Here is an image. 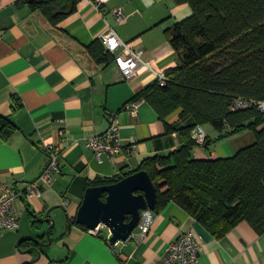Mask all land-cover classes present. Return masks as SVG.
<instances>
[{"label":"crops","instance_id":"crops-1","mask_svg":"<svg viewBox=\"0 0 264 264\" xmlns=\"http://www.w3.org/2000/svg\"><path fill=\"white\" fill-rule=\"evenodd\" d=\"M32 3L0 0V117L18 127L8 141L0 139V192L6 188L19 195L14 206L18 228L2 233L0 264H158L164 249L186 231L201 244L200 264H264V233L255 232L248 222L216 239L174 203L154 213L151 230L139 243L128 240L110 246L106 228L94 234L68 225L90 183L118 178L147 158L166 157L183 146L178 132H166V124L185 125L180 111L161 120L145 100L134 114L125 109L157 82L156 77L147 72L124 79L112 56L109 62L97 63L88 47L113 30L123 43L142 51L143 62L166 73L178 64L167 31L190 16L191 9L173 0H107L97 9L90 0H80L74 13L53 25ZM117 9L123 13L122 23L114 18ZM112 114L119 122L120 142L134 150L97 163L84 142L104 133ZM202 127L206 143L212 142L195 145V160L231 158L255 141L251 131L220 138L211 126ZM44 145L61 149L60 172L41 187L39 196L28 197V185L37 181L47 163ZM36 216L54 220L49 245L38 247L39 258L26 252L31 246L19 244L27 239L47 244L50 223L42 224Z\"/></svg>","mask_w":264,"mask_h":264},{"label":"trees","instance_id":"trees-1","mask_svg":"<svg viewBox=\"0 0 264 264\" xmlns=\"http://www.w3.org/2000/svg\"><path fill=\"white\" fill-rule=\"evenodd\" d=\"M25 0H18L22 3ZM80 0H41L31 4L55 25L74 13ZM188 5L190 16L167 31L178 64L132 101L145 100L161 120L180 111L178 132L183 146L166 157L145 159L138 169L118 178L96 180L91 187L114 184L131 173L145 171L156 188L155 214L169 203L181 207L211 236L220 239L237 224L248 222L264 233V113L257 107L231 112L236 99L264 102V0H173ZM97 63L109 62L97 40L88 47ZM208 125L220 138L251 131L255 141L226 159H194L191 131ZM18 127L0 117V139L8 141ZM207 142V140H206ZM205 143L204 146H208ZM164 189V190H163ZM104 199V197H103ZM68 225L84 229L69 219ZM33 239L20 246H34Z\"/></svg>","mask_w":264,"mask_h":264},{"label":"built area","instance_id":"built-area-1","mask_svg":"<svg viewBox=\"0 0 264 264\" xmlns=\"http://www.w3.org/2000/svg\"><path fill=\"white\" fill-rule=\"evenodd\" d=\"M94 8L100 9L107 0H90ZM114 18L117 22H124V16L120 9L114 12ZM99 41L105 51L113 57V61L119 68V71L124 79L134 78L143 73H151L156 78L157 83L160 86H164L169 78L165 72L155 71L150 63H145L141 60L142 51L136 50L128 44L123 43L115 34L113 30L104 32L99 37ZM142 103V100L130 101L125 104V109L131 113H136L137 108ZM257 107L262 113H264V102L253 103L243 99H236L231 108V112ZM109 117V128L100 135L93 136L84 142V146L89 150L97 163H102L104 157H114L125 149L134 150V146L125 148L122 145L120 139V127L117 116L112 114ZM65 131H61V136H65ZM196 146L202 147L205 145L207 135L202 126L194 127L192 131V138ZM44 157L47 159L46 166L37 179L30 183L26 189L25 195L28 197L39 196L40 189L43 185H49L53 178L59 174V160L61 158L62 151L58 145H44L42 147ZM18 193L12 189H2L0 192V237L2 233L17 230L19 216L16 211L15 201L18 197ZM67 201L64 202V207L69 205ZM140 218L137 227L129 236L128 240H132L136 243L142 242L148 236L151 225L155 220V214L151 210H141ZM100 227L91 233H98ZM194 233L186 231L180 235L176 240L171 242L165 250V253L158 264H200V254L202 252L201 244L194 237ZM125 264V263H122Z\"/></svg>","mask_w":264,"mask_h":264},{"label":"water","instance_id":"water-1","mask_svg":"<svg viewBox=\"0 0 264 264\" xmlns=\"http://www.w3.org/2000/svg\"><path fill=\"white\" fill-rule=\"evenodd\" d=\"M34 1L36 0H28L29 3ZM148 176L145 171H139L112 185L87 188L76 212L75 224L83 226L88 231H95L98 227L106 228L109 232L107 241L110 246L128 241L138 225L140 211L155 210L156 188ZM48 214L49 211L46 216ZM34 219L42 224L50 223L46 230L47 244L39 243L37 239L36 246L26 251L35 252L39 258L41 252L38 247L49 245V232L54 227V220L40 216Z\"/></svg>","mask_w":264,"mask_h":264}]
</instances>
